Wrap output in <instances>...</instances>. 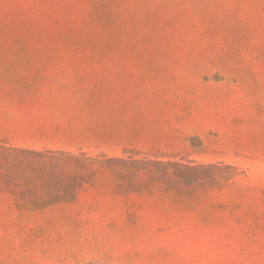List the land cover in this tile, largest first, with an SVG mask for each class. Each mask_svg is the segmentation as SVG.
Masks as SVG:
<instances>
[{"label": "rangeland", "instance_id": "obj_1", "mask_svg": "<svg viewBox=\"0 0 264 264\" xmlns=\"http://www.w3.org/2000/svg\"><path fill=\"white\" fill-rule=\"evenodd\" d=\"M37 55L97 61L99 132L0 134V264H264V0H0V101Z\"/></svg>", "mask_w": 264, "mask_h": 264}, {"label": "crops", "instance_id": "obj_2", "mask_svg": "<svg viewBox=\"0 0 264 264\" xmlns=\"http://www.w3.org/2000/svg\"><path fill=\"white\" fill-rule=\"evenodd\" d=\"M23 58L30 59L20 60L24 64L16 67L30 75L11 81L14 92L2 97L0 134L28 150H69L74 148L69 146L73 135L98 134V102L89 95L98 80L78 76L97 70V61L80 55Z\"/></svg>", "mask_w": 264, "mask_h": 264}, {"label": "trees", "instance_id": "obj_3", "mask_svg": "<svg viewBox=\"0 0 264 264\" xmlns=\"http://www.w3.org/2000/svg\"><path fill=\"white\" fill-rule=\"evenodd\" d=\"M28 154L35 155L41 159L47 160L50 165L56 164L58 161L65 163H71L76 167H79L78 177L74 179V182H78L80 188L85 184H89L94 180V177L100 169H109L115 166L125 167L131 164V161H126L119 158H105L87 157L85 154L74 155L61 152H39V151H26ZM137 163V161H133Z\"/></svg>", "mask_w": 264, "mask_h": 264}]
</instances>
